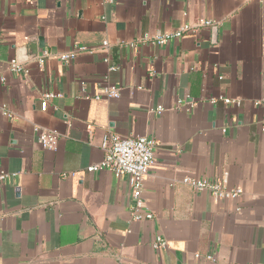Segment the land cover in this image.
I'll return each mask as SVG.
<instances>
[{
	"label": "crops",
	"instance_id": "obj_1",
	"mask_svg": "<svg viewBox=\"0 0 264 264\" xmlns=\"http://www.w3.org/2000/svg\"><path fill=\"white\" fill-rule=\"evenodd\" d=\"M106 85L118 98L95 99ZM46 93L59 97L41 111ZM0 105V264H264V0H0ZM105 133L155 139L150 220L132 221L126 177L87 171ZM185 176L224 179L242 200Z\"/></svg>",
	"mask_w": 264,
	"mask_h": 264
},
{
	"label": "built area",
	"instance_id": "obj_2",
	"mask_svg": "<svg viewBox=\"0 0 264 264\" xmlns=\"http://www.w3.org/2000/svg\"><path fill=\"white\" fill-rule=\"evenodd\" d=\"M115 0H102L105 4H113ZM213 23L208 20H202L199 22L200 27H209ZM189 26H183L182 28L165 35L155 37L152 41L153 44L163 45L171 39H178L183 34L190 32ZM108 50V43L103 42L100 47L92 48L84 45H74L72 49L66 53L59 55L58 59L62 63H71L81 53H97L99 51L105 52ZM45 55V54H44ZM41 64V61L39 60ZM110 70H116L115 67H111ZM9 71L16 74H26V70L23 65L15 59L9 61ZM119 89L106 85L103 87L100 95L94 97L95 99H113L118 98ZM59 97L58 94L46 93L42 95L40 101L41 111H45L47 103L50 99ZM226 104L234 103L239 105V101H230L229 99H222ZM0 109L4 107L0 105ZM162 111L161 108L158 109ZM37 135V142L46 150L55 149L57 142V134L53 131H46L43 129H35ZM101 149L103 151L102 161L94 166L88 167V172H97L107 170L114 175V177H126L131 189V199L133 201L132 207V221L138 222L142 220H150L152 218L151 213L145 211L144 202L142 199V193L144 189V180L149 170L154 165L155 153L157 149V143L153 137L133 135V136H121L118 134L105 133L102 139ZM15 176V175H12ZM9 175L6 173H0V183L5 181ZM182 183L191 187L197 192H208L213 199L217 201L231 200L239 203L243 197V191L239 187L227 186L224 179L206 180L197 179L190 176H185L182 179ZM238 207L236 211H239ZM166 242L160 237H156L153 243L154 248H166ZM211 259V257H207Z\"/></svg>",
	"mask_w": 264,
	"mask_h": 264
},
{
	"label": "water",
	"instance_id": "obj_3",
	"mask_svg": "<svg viewBox=\"0 0 264 264\" xmlns=\"http://www.w3.org/2000/svg\"><path fill=\"white\" fill-rule=\"evenodd\" d=\"M38 43H39V46L42 48L43 47L42 39H38Z\"/></svg>",
	"mask_w": 264,
	"mask_h": 264
}]
</instances>
